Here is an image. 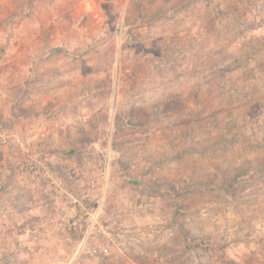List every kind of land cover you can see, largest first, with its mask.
Instances as JSON below:
<instances>
[{
  "label": "rangeland",
  "instance_id": "rangeland-1",
  "mask_svg": "<svg viewBox=\"0 0 264 264\" xmlns=\"http://www.w3.org/2000/svg\"><path fill=\"white\" fill-rule=\"evenodd\" d=\"M0 264H264V0H0Z\"/></svg>",
  "mask_w": 264,
  "mask_h": 264
}]
</instances>
